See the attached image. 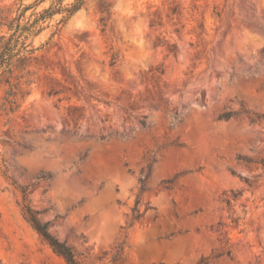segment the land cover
Returning <instances> with one entry per match:
<instances>
[{
  "label": "rangeland",
  "instance_id": "rangeland-1",
  "mask_svg": "<svg viewBox=\"0 0 264 264\" xmlns=\"http://www.w3.org/2000/svg\"><path fill=\"white\" fill-rule=\"evenodd\" d=\"M34 1L0 0V20ZM105 1L111 13L88 0L68 20L31 95L0 116V264H66L19 185L79 264H195L226 248L218 228L233 258L210 264H264V166L239 159H264V121L218 119L264 113V0ZM138 197L156 209L131 225Z\"/></svg>",
  "mask_w": 264,
  "mask_h": 264
},
{
  "label": "trees",
  "instance_id": "trees-1",
  "mask_svg": "<svg viewBox=\"0 0 264 264\" xmlns=\"http://www.w3.org/2000/svg\"><path fill=\"white\" fill-rule=\"evenodd\" d=\"M45 1L35 0L33 3L20 7L19 13L13 18H2L0 20V27H6V31L0 32V116L3 114H15L22 107L27 97L33 92L40 70L47 66L45 56L49 46L57 35H61V31L68 20L82 9L88 0H73L67 3H65V0H51L50 4L38 10V7ZM31 8H34V11L27 15V11ZM101 11L103 13H111V3L101 0ZM56 14H61L62 16L54 24L53 31L46 40L36 44V38L51 26V21ZM217 15L220 16L219 13ZM146 117V115H143V118L140 119L144 127L147 125ZM175 118H177V114ZM218 119H245L252 124L263 122L264 113L246 109L242 104L240 110L229 109L220 112ZM100 138L104 139L105 135ZM239 159L247 163H261L264 166V159L258 161L244 156H239ZM37 179H44L51 183L54 180V175L51 172H41ZM174 180L175 178L165 180V187L172 189ZM245 180L249 181V178H245ZM141 182L142 191L144 190V179ZM19 187L23 196L22 209L27 220L53 250L64 258L66 264H79L73 247L68 245L66 241L59 239L50 230V221H43L40 218L39 214L41 211L34 208L31 203L29 186L19 185ZM240 194V191L234 190L231 191V194L224 193L223 201L229 208H232L234 206L233 202L237 200ZM140 203L141 199L138 197L132 208L131 225L135 221L140 220L149 209H156L148 201L145 203L144 210H142L139 207ZM233 221L237 225L240 224L238 217H233ZM223 225L224 223L220 221L219 226ZM221 229H217V231H220L218 240L226 248L223 251L215 249L212 255L203 256L195 264H210L212 258L220 257L224 254L233 258L230 247L231 238L227 231ZM117 257L118 254L114 256V258Z\"/></svg>",
  "mask_w": 264,
  "mask_h": 264
},
{
  "label": "water",
  "instance_id": "water-1",
  "mask_svg": "<svg viewBox=\"0 0 264 264\" xmlns=\"http://www.w3.org/2000/svg\"><path fill=\"white\" fill-rule=\"evenodd\" d=\"M78 13V12H77Z\"/></svg>",
  "mask_w": 264,
  "mask_h": 264
}]
</instances>
